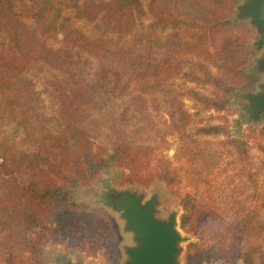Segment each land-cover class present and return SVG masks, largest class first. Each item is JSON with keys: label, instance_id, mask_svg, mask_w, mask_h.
<instances>
[{"label": "trees", "instance_id": "obj_1", "mask_svg": "<svg viewBox=\"0 0 264 264\" xmlns=\"http://www.w3.org/2000/svg\"><path fill=\"white\" fill-rule=\"evenodd\" d=\"M145 1L77 0L57 7L54 0L40 6L33 0H0V264H41L39 249L50 240L117 263L119 235L107 215L87 213L74 232L67 218L74 209L53 201L72 182L92 184L111 146L118 165L128 170L124 183L148 185L165 178L181 198V228L200 239L189 243L186 264L212 258L264 264V162L263 172L252 173L247 150L227 140L198 139L221 134L218 125L189 132L194 119L183 97L191 96L204 110L216 99L170 85L185 57L200 52L205 85L218 89L221 82H243L235 71L249 61L247 38L230 31L219 38L223 26L217 21L231 15V1L212 0L211 12L199 23L156 11V0L146 10ZM148 14L155 24L178 27L182 39L137 79L125 80L103 59L124 51L122 41ZM78 21L92 25L95 33L86 34ZM59 34L63 39L55 45ZM40 61L48 66L45 75L35 72ZM210 62L217 74L208 69ZM92 104L108 125L106 133L95 135L80 126L78 111ZM174 135L179 149L190 154L187 165L178 166L165 154ZM257 135L264 137V130ZM201 146L213 149L223 160L221 170L231 172L223 185L231 199L229 218L189 189L203 181L202 168L192 167L204 155ZM234 158L246 169L234 167ZM237 179L252 186L243 189Z\"/></svg>", "mask_w": 264, "mask_h": 264}, {"label": "rangeland", "instance_id": "obj_2", "mask_svg": "<svg viewBox=\"0 0 264 264\" xmlns=\"http://www.w3.org/2000/svg\"><path fill=\"white\" fill-rule=\"evenodd\" d=\"M30 3V0H23ZM32 5L40 6L43 0H33ZM57 7H64L66 4H71L77 0H54ZM83 2L84 0H79ZM149 1H145V9H149ZM232 4V13L229 17L217 21V24L223 26L222 35L224 31L233 34H241L247 38V47L249 48L250 55L249 61L246 65L236 69V73L243 76L242 83H228L221 82L220 87L215 89L211 85H205L206 77L204 70L199 67L201 59L205 54L200 52L197 55L186 56V62L183 64L181 73L170 81L171 87L180 89H196L200 92L212 93L216 99V105L210 110H204L198 102L191 96H184L183 102L185 108L193 116L194 123L188 127L189 132L196 133V130L203 126L218 125L221 134L212 136H202L198 139L203 141L205 139L212 140H227L229 143L236 145L240 150H247L249 153V160L252 162L248 167L252 173L263 172L264 162V137L257 135L264 130V121L261 124L254 125L253 123L240 125L236 124V119L240 114L238 102L241 99L237 96L240 91H257V82L264 81V75L255 74L250 71L254 64V58L259 56V53L252 47L254 40L258 38L255 28L250 25L249 21L244 20L240 23L235 19L237 12V5L241 3L239 0H230ZM38 3V5H37ZM156 11H164L166 13L172 11L176 18H186L188 21L199 23L203 15L211 12L213 7L212 0H156L153 4ZM67 9V8H66ZM173 15V16H174ZM29 22V21H28ZM201 22V21H200ZM30 23V22H29ZM33 29L38 27V24L31 23ZM77 26L81 27L88 35L95 33L92 25L87 24L85 21H78ZM182 30L184 27H182ZM229 32V33H230ZM2 35V34H1ZM57 41H53L55 45L60 44L63 35L59 34ZM182 39L181 30L172 24H155L154 18L148 14L144 17L143 21L133 30V33L128 35L123 41L125 46L124 51L116 55H105L103 63L106 67L117 69L123 75L125 80L137 79L139 73L147 71L152 65L161 61L166 53L174 47L175 43H179ZM5 42H8L5 40ZM129 48L130 50H127ZM208 69L217 74V68L213 66L212 62L208 64ZM48 71L46 62L40 61L35 64V72L39 75H45ZM142 88V86H141ZM98 98V96H96ZM94 104L91 106L86 105L78 111L80 119V126L98 135L106 133L108 125L104 123L101 118L96 114L93 109ZM167 117V116H166ZM170 148L165 151V154L174 160L176 165L188 164L190 154H185L179 149V139L177 135L169 138ZM203 149V157L201 161L193 163L192 167L200 166L203 181L199 187H194L192 184L189 187L198 196L204 195L209 199L213 207L224 217H230L229 207L231 199L227 197L228 189L225 190L227 183V175L221 170L223 160L216 157V153L211 148ZM233 166L242 168L246 163H240L235 158L232 159ZM230 168V166H229ZM246 169V167H243ZM128 173V170L119 166L117 163V156L115 150L111 146L105 155V166L96 175L94 181L90 185H82L79 182H72L63 188L59 194L53 199L55 204L65 205L71 207L72 213L67 216L69 223L72 225L71 230L77 232L81 226L82 216L89 212L96 214L107 215L119 235L121 257L116 264H122L125 253L123 246L132 244V239L128 238L129 234L124 233V221L120 218V214L114 212L107 204L105 198L101 195V188H109L114 190L137 191L145 193L146 199L152 195H159V205L157 216L160 218H167L172 210L176 209L180 215L183 212L181 198L178 194L173 192L168 186V180L165 178H158L151 181L148 185H143L138 182L124 183L123 178ZM235 183L242 184L243 189L248 190L252 183L246 179L236 180ZM227 187V185H226ZM185 234V231H183ZM187 235V233H186ZM191 237L190 242L200 241L198 236L193 233H188ZM190 242L183 243V252L180 256L181 264H186V255L188 245ZM119 244V243H118ZM58 255H66L82 262L83 264H109V260L102 253L96 256H89L81 248H71L66 245L55 243L54 241H47L41 245L39 249V261L41 264H56L54 259ZM88 258H84L83 256ZM120 256V255H119ZM112 264V263H110ZM204 264H244L242 258L240 259H210Z\"/></svg>", "mask_w": 264, "mask_h": 264}, {"label": "water", "instance_id": "obj_3", "mask_svg": "<svg viewBox=\"0 0 264 264\" xmlns=\"http://www.w3.org/2000/svg\"><path fill=\"white\" fill-rule=\"evenodd\" d=\"M235 19L240 23L247 20L252 25L258 38L252 47L259 53L254 58L250 69L255 74L264 75V0H239ZM257 91H240L237 93L240 114L236 119L238 126L264 121V81L257 82ZM101 195L109 207L120 214L124 221L123 231L129 234L132 244L123 246L125 258L122 264H181L180 256L183 243L191 241L181 228V215L174 209L167 218L157 216L159 195L146 199L145 193L137 191L101 188ZM183 206V205H182ZM183 213V212H182ZM120 256V241L118 244ZM84 258H88L85 255ZM56 264H83L66 255H58ZM110 264V263H109Z\"/></svg>", "mask_w": 264, "mask_h": 264}]
</instances>
